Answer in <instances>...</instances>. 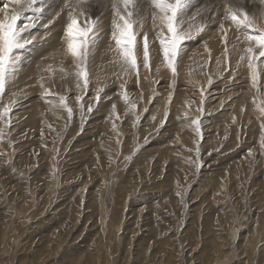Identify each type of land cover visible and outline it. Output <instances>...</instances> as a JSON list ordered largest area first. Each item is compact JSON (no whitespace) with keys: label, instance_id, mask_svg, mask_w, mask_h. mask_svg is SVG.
<instances>
[{"label":"rangeland","instance_id":"374dc122","mask_svg":"<svg viewBox=\"0 0 264 264\" xmlns=\"http://www.w3.org/2000/svg\"><path fill=\"white\" fill-rule=\"evenodd\" d=\"M227 3L264 28V0H191L174 75L137 0V77L112 39L113 0H89L85 89L66 52L70 9L51 0L0 94V109L15 102L0 121V264H264V58L253 83Z\"/></svg>","mask_w":264,"mask_h":264},{"label":"snow or ice","instance_id":"6c2138e0","mask_svg":"<svg viewBox=\"0 0 264 264\" xmlns=\"http://www.w3.org/2000/svg\"><path fill=\"white\" fill-rule=\"evenodd\" d=\"M50 2L51 0H8V3L0 8V14H2V18H0V94L4 93L6 84L15 77L20 69L22 61L20 50L26 49L37 39L35 36H30V32L47 14L46 9ZM136 2L137 0H113L112 39L115 41L119 57L127 65L126 70L135 72L138 77V64L134 49L137 34L134 31V25L139 21L133 19ZM150 2L155 10L153 25L156 26L158 22L160 27L157 35L164 62L175 75L174 62L180 54L181 45L193 36L191 30L185 31L182 27L184 23L182 18L191 7V0H150ZM88 3L89 0H75V4H72L71 0H65L64 4L65 8L70 9L64 32L66 52L76 61L75 66L79 69L77 76L83 79V88L85 89L88 86V80L84 65L92 54L91 50L95 48L99 34L98 17L94 20L90 19L83 27L78 23L77 17L85 15L84 6ZM28 12L33 14L26 16L25 13ZM56 15L59 16V13ZM225 19L230 20L238 30L243 29L246 33L243 37L244 42L248 45L245 52L248 67L252 70L253 83H255L257 72L254 62L264 58V28L255 27L246 12L236 10L228 4H225ZM21 21H23L22 26ZM51 23L50 20L47 24H43V28L47 29ZM205 26L201 25L196 31H203ZM220 28L224 29L223 23L220 24ZM241 59L243 60L244 57L242 56ZM143 60L144 67L147 69L149 67V51L146 37ZM98 98L99 92L97 93ZM76 99L79 102L82 98L77 96ZM125 99L127 100L126 95ZM14 103L0 109V121L8 117L9 126L10 113ZM60 106L67 110L68 118L71 119L72 109L68 107L64 97H60ZM81 107L83 106L81 105ZM132 107L134 108L135 105ZM89 111H91V106H89ZM261 111H264V108ZM193 123L197 125V128L199 127L198 121L194 120ZM2 137L3 131L0 130V138Z\"/></svg>","mask_w":264,"mask_h":264},{"label":"bare ground","instance_id":"6f19581e","mask_svg":"<svg viewBox=\"0 0 264 264\" xmlns=\"http://www.w3.org/2000/svg\"><path fill=\"white\" fill-rule=\"evenodd\" d=\"M7 1H8V0H7ZM237 1H238V0H237ZM233 3H234V2H233ZM238 3H239V2H238ZM238 3H237V4H238ZM141 4H142V3H141ZM227 4H228V3H227ZM234 4H235V3H234ZM235 5H236V4H235ZM240 6H241V5H240ZM257 7L260 8V6H257ZM189 11H190V10H189ZM203 14H204V13H203ZM214 23H215V22H214ZM61 24H62V23H61ZM230 31H231V30H230ZM59 32H60V31H59ZM210 32H212V31H210ZM215 32H216V31H215ZM215 35H216V34H215ZM233 35H234V34H233ZM211 36H212V34H211ZM55 37H57V36H55ZM58 38H59V37H58ZM60 38H61V37H60ZM55 40H56V39H55ZM58 41H59V40H58ZM58 41H57V42H58ZM52 42H53V41H52ZM54 42H56V41H54ZM51 44H52V43H51ZM58 44H59V43H58ZM51 48H52V47H51ZM51 48H50V49H51ZM189 50H190V49H189ZM36 51H38V50H36ZM50 51H51V50H50ZM37 53H38V52H37ZM42 53H43V51H42ZM28 56H29V55H28ZM26 65H27V64H26ZM29 65H30V64H29ZM29 65H28V66H29Z\"/></svg>","mask_w":264,"mask_h":264}]
</instances>
